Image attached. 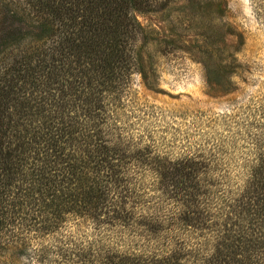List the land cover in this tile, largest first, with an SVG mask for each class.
Here are the masks:
<instances>
[{
    "label": "trees",
    "instance_id": "1",
    "mask_svg": "<svg viewBox=\"0 0 264 264\" xmlns=\"http://www.w3.org/2000/svg\"><path fill=\"white\" fill-rule=\"evenodd\" d=\"M23 1L0 28V264H264V149L171 160L119 118L143 0Z\"/></svg>",
    "mask_w": 264,
    "mask_h": 264
},
{
    "label": "rangeland",
    "instance_id": "2",
    "mask_svg": "<svg viewBox=\"0 0 264 264\" xmlns=\"http://www.w3.org/2000/svg\"><path fill=\"white\" fill-rule=\"evenodd\" d=\"M143 2L134 11L140 71L116 102L128 133L171 160L202 153L219 167L255 163L264 149V0ZM6 3L25 5L0 0V28ZM34 45L27 39L20 47ZM87 229L70 220L59 240L74 250ZM51 239L45 244L59 245Z\"/></svg>",
    "mask_w": 264,
    "mask_h": 264
}]
</instances>
